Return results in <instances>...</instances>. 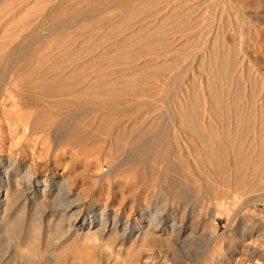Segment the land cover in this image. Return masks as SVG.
<instances>
[{"label":"bare ground","instance_id":"6f19581e","mask_svg":"<svg viewBox=\"0 0 264 264\" xmlns=\"http://www.w3.org/2000/svg\"><path fill=\"white\" fill-rule=\"evenodd\" d=\"M66 1L41 14L38 24L50 22L51 34H33L32 27L20 38L0 37V129L21 131L16 153L22 157L38 148L46 159L40 178L15 154L0 157V264H37L44 256L48 264H167L162 248L197 237L202 200L197 191L187 198L196 185L210 188L216 200L200 234L214 243L204 264H239L241 256L246 264H264L257 248L264 241V75L252 71L248 56L253 34L264 46V0H145L142 17L132 0H107V8L129 10L119 28L115 16L100 17L98 0L63 9ZM192 33L200 41L189 58L194 64L172 70ZM115 68L129 74L115 78ZM150 73L165 86V117L115 123V113L122 115L123 104L144 90L143 82L128 88L129 78ZM55 107L73 109L52 129L47 112ZM86 145L101 146L89 152ZM79 160L99 192L86 210L75 182L51 171L59 161ZM114 186L117 199L109 208ZM124 188L141 193L124 195ZM171 203L192 208L188 231L185 214L167 211ZM257 203L261 212L249 210ZM232 231L233 241L219 245Z\"/></svg>","mask_w":264,"mask_h":264},{"label":"rangeland","instance_id":"374dc122","mask_svg":"<svg viewBox=\"0 0 264 264\" xmlns=\"http://www.w3.org/2000/svg\"><path fill=\"white\" fill-rule=\"evenodd\" d=\"M38 1L39 0H0V37L4 38V37H9V36H15L16 34H18L19 38H20L21 36L28 34L32 27L33 28L35 27L32 31L33 34H38V33H40L39 35L51 34L50 32L52 30L51 29L52 27L50 25L51 24L50 22H49L50 24L48 22H47V24L45 22H42L40 24H38V23L40 21L41 14H43L47 9H49L52 5H54L55 2H57V0H43V1L41 0V1H39V3H38ZM75 1H80V0H68L62 5V8L68 9L70 7L71 3H74ZM106 1L107 0L96 1L94 4L95 6L93 5L95 7V10L97 12H99L100 17L104 18L105 20H108L109 17L112 18L113 16H115V27H118V28L123 27L126 24V20H127L126 14L129 10H127V8L126 9H118V8L113 9V8H109V7H108L109 8L108 9L105 6ZM144 1L145 0H132L130 3L131 4L133 3L131 6H136V7H134L136 9L137 8L139 9V7H141V9H143L145 6ZM93 6L91 9H89V11L90 10L92 11V9H94ZM141 11L142 10H140V9L138 10V12H141ZM145 11L147 12V10H145ZM144 14H146V13L141 12L139 15L142 17ZM140 16H138L137 18L139 19ZM71 30L74 32H76V31L80 32V30H76V29H74V30L71 29ZM101 31L103 32L104 28H102ZM58 32L60 33L63 31L58 30ZM68 32H70V31H68ZM52 33L57 34V30L52 32ZM263 33H264V31L262 32V34ZM116 34H117V31L115 32V41L119 39V37L121 36V32H119L117 35ZM178 34H180V33H178ZM236 34H237V36L239 35V33H236ZM192 35H194V34L192 33L190 35L191 37L189 36L188 39H185L179 45L180 55L176 58V61H174L172 63V65H173L172 70H176L177 72H181V71L185 70L184 68L188 67V64H189V66L194 64L193 61L191 63L190 60H193L192 57H193V55H195L196 48H197L198 44L200 43V41L195 37V35L194 36H192ZM263 35H261V36H263ZM218 36H220V38L219 37L217 38V43H219L222 40L223 35L219 34ZM253 36L255 37L256 35L253 34ZM254 37H252V39H250V42L248 45L249 46L248 47L249 53L248 52L247 53L249 54L248 55L249 56V62L251 64L252 71L258 72V73L264 75V50H262V49H264V46L262 48V46H260L258 44L256 45L255 41L257 42L258 38H257V36L255 38ZM253 39H254V43L251 41ZM236 41L238 42L237 44H239L238 39H236ZM23 42L26 43L25 41H23ZM235 44H236V42H235ZM239 46H240V44H239ZM255 51H257V54H253V52L256 53ZM189 58H190V60H189ZM248 72H247V74H248ZM250 73H251V71L249 72V74ZM121 74L122 75L129 74V70L125 72L122 70L121 71L116 70V68H115V78L117 76H121ZM152 75H154V73H150V75L147 77L145 75H141L140 78H138V77L137 78L136 77L129 78V81L126 84V86H128V88L130 87L129 85H131L130 88H135L134 86L136 84H138V85H136V87H137L142 82L143 83L141 84V86L143 87L144 90L148 89L150 86L151 87L149 88L150 89L149 91L145 90L144 94H143V92H144V90H143L141 92L142 94L138 93V94L134 95L128 102L124 103L123 105L128 106V108L125 112L122 113V115L118 114L117 112L115 113V123L120 121L119 122L120 124H130L132 122V119H134L136 117V115L141 117L142 121H144V122H150L154 118L165 117L164 110H165L166 103H167L166 102L167 101L166 94L164 92L165 86L162 85L161 82H155L157 79ZM181 80H183V82H182L183 84H186L188 82L187 81L188 76H186L184 74V76L181 78ZM117 81L115 79V84L117 83ZM145 84L150 85V86H146ZM246 84H248L250 87H252V85L250 84V81H249V83L246 82ZM132 85H134V86H132ZM116 86L119 87V84H117ZM263 90H264V87H263L262 91ZM162 91L164 94L162 93ZM161 97L166 98V99H161ZM157 99L160 101H158ZM163 100H165V101H163ZM161 101L163 103L164 102L165 103L163 104ZM54 109L51 112H47V114H48L47 116H49L48 121L49 120L52 121L54 119L51 122L52 123V129H54V126L57 124V122H59L62 119V117L64 118L68 114L69 110L73 109V107L58 108V109L56 108L57 110L56 109L54 110ZM116 117H118V118H116ZM0 118L2 119V117H0ZM1 123H4L3 125L6 126L5 121L1 122ZM171 130H169V131H171ZM0 131H4L2 133L0 132V157H4L8 154L13 153V154H15V156H17L18 160L23 161L24 165L31 164L35 168L34 171L36 172L38 177H40V178L44 177V174L46 171L43 170L41 168V166L45 162L46 159L43 156H42L43 158L40 156L38 157V155H37L39 152L38 148H36L37 151L34 154V156L30 154L29 150H27L26 156L22 157L19 153H16L17 147L20 146L24 140L22 135H21V131H16L13 133L12 132L10 133L8 130L5 131L4 129L3 130L0 129ZM100 146L101 145H90L88 148V145H86V147L89 149V152L99 151ZM86 147L81 146L80 150L87 149ZM91 147H92V150H90ZM23 150H25V148H23ZM75 151H79V150L77 149ZM84 151H86V150H84ZM64 163L65 162L59 161L55 167L56 170L51 169V171L53 170V173L55 172L56 174H59V173L64 174L65 173V174H67V176H69L68 177L69 181L75 182V186L73 187V190L75 193L79 192L80 196H82L81 197L82 198L81 205L83 208L85 207L84 210H86L88 208V205L90 204V202L92 200L98 199L97 197H98L99 192L93 189V187H94L93 184H90L89 177L85 174V171H84L85 166H84V162L82 160L76 161L75 163L74 162L70 163L68 165H66V163L65 164ZM82 163H83V165H82ZM50 165H51L50 168H54L53 162ZM196 187H197V185H196ZM196 187H195V190L191 189L188 192L189 196H187V198L189 197L190 199L189 198L188 199L190 201L194 200V198H191L190 196L194 197V194L197 191V193L195 194L197 197L195 196V198H199L202 200V203L201 202L196 203V209L194 208L195 212L197 213V215L195 214V217L197 219V223L195 225V227L197 226L195 236H197V237H195V239L190 240V241H188L182 245L179 244L176 246L175 244H172L173 247H172V245H169L168 247L162 248L163 251L160 250L161 252H159V253L162 254L164 252L163 254L166 256L165 259L167 261L166 262L167 264H204L205 255L207 256L208 254H210L211 249L213 248L212 246H214V243L211 240L200 239V237H201L200 234L204 235L207 232L206 226H205V222H206L205 220L207 218H209L210 213L213 212V209H215V207H213L215 204H213V203L216 202V200H214V198L211 197L210 195L208 196L210 188H208L206 186H202L203 188L201 187L199 190V188H196ZM114 188H115V186L112 188V192H110L111 196L109 195V200H108L109 208H112L115 206V200L117 199L115 197V191H117V189L116 188L114 189ZM201 189H203V190L201 191ZM207 189H208V191H207ZM123 191L125 192L124 195L133 196V197L135 196L136 198H138L140 193H141V191L138 192L137 190H135V191L132 190L134 192H132L133 194H131V192L128 191L126 188H124ZM151 191H152L151 189H147V191H145V193L146 194L148 193L147 195H149V193H151ZM191 191H192V193H190ZM128 192H130V194ZM142 193H144V190H142ZM191 194H193V195H191ZM171 205H173V206H171ZM181 207H182L181 204L171 203L170 206H168L167 211L168 212H170V211L176 212L179 217L185 214V217H184L185 229L188 231L189 226H188L187 219H188L189 215L193 216L194 213H191L192 208H190L189 210H185V209L183 210V207L182 208ZM193 207H194V205H193ZM201 208H202V210H201ZM248 208H249V210L254 209L255 212H257V213L259 211L261 212V207L259 206L258 203L254 204V205L249 204ZM124 220H125V214L121 215V221H124ZM218 222H219V224H218V229H219L218 235L222 236V234L225 230L224 229L225 224H224L223 219L218 218ZM203 223H204V225H202ZM200 230H202V231H200ZM233 232L234 231H232L230 233L229 238H231V236L233 238ZM181 234H182V232H181ZM229 238L220 237V239H218V244L219 245L221 244L222 247H226L228 245V242H231L234 239V238L233 239L232 238L229 239ZM219 242H221V243H219ZM258 244L260 245V247L258 246ZM157 245H159V244H157ZM155 247H154V249H157ZM257 248L259 251L264 252V241L260 240V238L257 241ZM145 251H146V249H143L141 251V254L146 253ZM156 251L158 252V250H155V252ZM153 252H154V250H153ZM165 252L167 254H165ZM46 257L48 258V261H47ZM241 257L239 258L238 263L239 264H246L247 262L245 261V258L244 257L241 258ZM169 259H171V260H169ZM48 263H49V257L48 256L42 257L37 262V264H48ZM116 264H121V262L120 263L118 262ZM122 264H125V263L122 262ZM126 264H129V262L127 261ZM249 264H251V263H249ZM256 264H260V262H256Z\"/></svg>","mask_w":264,"mask_h":264}]
</instances>
